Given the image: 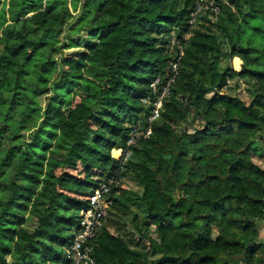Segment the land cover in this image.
Masks as SVG:
<instances>
[{
  "label": "trees",
  "instance_id": "1",
  "mask_svg": "<svg viewBox=\"0 0 264 264\" xmlns=\"http://www.w3.org/2000/svg\"><path fill=\"white\" fill-rule=\"evenodd\" d=\"M8 5L0 264H69L85 198L118 173L111 150L145 122L141 99L155 78L157 89L166 83L173 38L183 48L177 74L146 144L119 172L90 241L93 264H264V169L252 160L264 157V0L220 2L217 16L194 24V0ZM239 78L253 81L249 102L220 92Z\"/></svg>",
  "mask_w": 264,
  "mask_h": 264
},
{
  "label": "built area",
  "instance_id": "2",
  "mask_svg": "<svg viewBox=\"0 0 264 264\" xmlns=\"http://www.w3.org/2000/svg\"><path fill=\"white\" fill-rule=\"evenodd\" d=\"M220 2L227 3V0H194L188 22L194 24L197 18L205 13H208L211 17L217 16L220 11ZM186 36L187 33L184 34V38ZM172 43L177 46L178 52L176 59L169 63V76L166 83L160 89H157L159 77L155 78L150 84L153 95L141 99L144 104L150 106L145 122L132 124L125 145L114 147L111 150V155L118 160V173L98 183L85 198L86 205L79 212V223L73 228L72 240L65 248L67 258L70 259L69 264H93L94 262L93 246L90 241L99 232L113 205V189L122 185V176L119 172L130 157L132 148L146 144L152 133L153 123L160 116L170 84L177 74L183 48L180 41L175 38L172 39Z\"/></svg>",
  "mask_w": 264,
  "mask_h": 264
},
{
  "label": "rangeland",
  "instance_id": "3",
  "mask_svg": "<svg viewBox=\"0 0 264 264\" xmlns=\"http://www.w3.org/2000/svg\"><path fill=\"white\" fill-rule=\"evenodd\" d=\"M8 1L9 0H4L0 9V35H1V30L4 28L5 25H7L8 23L11 22V16L12 13L9 11V5H8ZM174 39V38H173ZM172 47V46H171ZM234 58H237L238 60V65L234 63ZM242 64L241 58L234 54L231 57V66L233 67V69L235 70H239L240 66ZM249 87H253V81L251 79H243V78H239V79H228V82L226 83L225 86H223L220 89V92H227L230 93L232 95H237L238 97H240L241 99L245 100L246 102L250 101V95L249 92L247 90V88ZM42 97H40L41 99ZM181 105H184V101L181 100ZM147 146V145H146ZM149 149L152 151L153 148L149 147ZM253 162L255 164H257V166H259L261 169H264V157H257L254 156L253 157ZM75 173H80L78 171V169L74 170ZM262 236L264 237V232L262 231ZM264 241V238H262Z\"/></svg>",
  "mask_w": 264,
  "mask_h": 264
},
{
  "label": "crops",
  "instance_id": "4",
  "mask_svg": "<svg viewBox=\"0 0 264 264\" xmlns=\"http://www.w3.org/2000/svg\"><path fill=\"white\" fill-rule=\"evenodd\" d=\"M262 231L264 232V228L262 229ZM262 238H264V237L262 236Z\"/></svg>",
  "mask_w": 264,
  "mask_h": 264
}]
</instances>
